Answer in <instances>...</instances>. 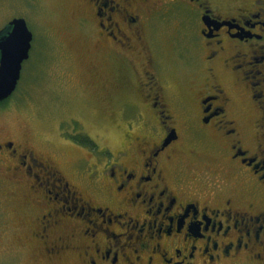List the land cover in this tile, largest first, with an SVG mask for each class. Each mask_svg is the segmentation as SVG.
<instances>
[{
  "label": "flooded vegetation",
  "instance_id": "1",
  "mask_svg": "<svg viewBox=\"0 0 264 264\" xmlns=\"http://www.w3.org/2000/svg\"><path fill=\"white\" fill-rule=\"evenodd\" d=\"M77 2L73 86L115 83L124 148L68 172L2 138L0 239L5 204L50 261L264 264V0Z\"/></svg>",
  "mask_w": 264,
  "mask_h": 264
},
{
  "label": "rangeland",
  "instance_id": "2",
  "mask_svg": "<svg viewBox=\"0 0 264 264\" xmlns=\"http://www.w3.org/2000/svg\"><path fill=\"white\" fill-rule=\"evenodd\" d=\"M78 15L77 0H0V30L13 18L23 17L34 36L17 90L0 103V140L12 137L43 159L47 151H56L68 172L75 162L89 159V145L94 142L98 144L94 152L105 151L109 144L124 148L125 141L119 142L127 137L126 121H132L135 113L129 111L122 117L120 98L109 92L117 87L109 79L102 80L108 86L94 83L90 88L84 83L75 87L80 79L70 68L69 51L77 53L81 46L92 48L77 28ZM94 63L90 61L91 66ZM246 117L249 119L243 120L250 126L251 116ZM62 132L69 134L64 136L66 140ZM16 191L17 198L22 199L23 190ZM4 205L0 264H77L74 256L50 261L47 245L32 230L22 227L24 213L12 215L15 207Z\"/></svg>",
  "mask_w": 264,
  "mask_h": 264
},
{
  "label": "water",
  "instance_id": "3",
  "mask_svg": "<svg viewBox=\"0 0 264 264\" xmlns=\"http://www.w3.org/2000/svg\"><path fill=\"white\" fill-rule=\"evenodd\" d=\"M33 34L24 18H14L0 31V101L16 91L22 64L29 58Z\"/></svg>",
  "mask_w": 264,
  "mask_h": 264
}]
</instances>
